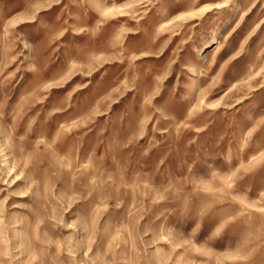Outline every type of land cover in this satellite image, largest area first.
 <instances>
[{
    "label": "rangeland",
    "instance_id": "1",
    "mask_svg": "<svg viewBox=\"0 0 264 264\" xmlns=\"http://www.w3.org/2000/svg\"><path fill=\"white\" fill-rule=\"evenodd\" d=\"M0 264H264V0H0Z\"/></svg>",
    "mask_w": 264,
    "mask_h": 264
}]
</instances>
